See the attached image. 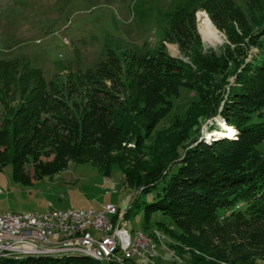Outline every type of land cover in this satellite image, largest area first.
Listing matches in <instances>:
<instances>
[{
  "label": "trees",
  "instance_id": "1",
  "mask_svg": "<svg viewBox=\"0 0 264 264\" xmlns=\"http://www.w3.org/2000/svg\"><path fill=\"white\" fill-rule=\"evenodd\" d=\"M198 8L208 13L198 12L199 31L204 25L215 32L211 46L222 42L221 31L226 35L218 51L200 49ZM164 14L163 39L194 66L164 42L155 52L108 48L93 66L49 78L25 54L0 57V168L11 164L13 179L24 184L52 177L70 161L107 173L122 164L131 144L144 143L184 86L201 103L197 120L178 136L188 146L150 167L127 163L123 178L139 191L124 214L141 194H151L143 204L145 228L155 211L163 213L170 220L158 219V226L177 228L196 262L258 264L264 260V153L256 146L264 141V120L252 117L264 107V10L258 29L235 0H171ZM251 46L257 52L248 58ZM214 115L234 133L190 134ZM0 264L118 263L65 253L6 256Z\"/></svg>",
  "mask_w": 264,
  "mask_h": 264
},
{
  "label": "rangeland",
  "instance_id": "2",
  "mask_svg": "<svg viewBox=\"0 0 264 264\" xmlns=\"http://www.w3.org/2000/svg\"><path fill=\"white\" fill-rule=\"evenodd\" d=\"M235 1L247 15L251 27L258 29L263 23L264 0ZM170 2L171 0H0V57L25 54L49 78L68 69L93 66L105 58L108 48L118 54L127 49L155 52L157 46L164 42L170 54L194 66L190 58L180 52L175 42L163 39L167 26L164 12ZM201 10L205 11L198 8L194 12L196 27L201 36L200 49L204 52L218 51L227 41L226 35L217 28L223 33V40L217 47L211 46L215 32L204 25H200L199 31L198 12ZM255 52L257 47L251 46L247 57L250 58ZM228 80H233V74H230ZM172 103L170 112L159 121L144 143L131 144V148L124 152L122 164H113L107 173L91 162L70 161L66 168L52 177L43 176L33 179L30 184H24L13 179L11 164L3 166L0 168V212L42 210L50 204L57 208H98L104 203L112 202L119 212H123L126 225L125 249L120 244L119 255L130 257L125 254V250L131 246L138 231L149 242H153L151 247L149 243L141 244L140 253L144 258L130 257L133 259L123 260V264H204L196 262L177 228L170 224V230L166 231L158 226V219L170 220L163 213L155 211L149 227L145 228L143 204L144 201L151 200V194H141L138 206L124 214L139 191L123 178L127 163L134 161L138 165L150 167L162 159L173 157L175 152L182 153L188 146L187 141H180L178 136L183 134V129L191 120H197L201 108L199 96L194 90L182 86L179 94L172 98ZM219 118L217 115L206 118L199 130L190 134L198 138L202 135L206 138L216 136V129L221 128L222 119ZM252 120H264V107L261 108V114L254 115ZM214 122L216 129H210ZM224 128L229 129L227 126ZM256 147L264 153V141ZM258 264H264V260H259Z\"/></svg>",
  "mask_w": 264,
  "mask_h": 264
},
{
  "label": "built area",
  "instance_id": "3",
  "mask_svg": "<svg viewBox=\"0 0 264 264\" xmlns=\"http://www.w3.org/2000/svg\"><path fill=\"white\" fill-rule=\"evenodd\" d=\"M111 205L112 202H107L98 208H57L50 204L42 210L0 212V251L90 249L103 252L104 257H114V243H121V248H125L124 215L120 219V229L110 239H91L88 235L73 236V227L79 220L92 219L98 226L107 224ZM63 230H70L69 239H59V232ZM140 243L153 246V242H149L138 231L134 248L128 249L136 252V258H144L140 253Z\"/></svg>",
  "mask_w": 264,
  "mask_h": 264
},
{
  "label": "bare ground",
  "instance_id": "4",
  "mask_svg": "<svg viewBox=\"0 0 264 264\" xmlns=\"http://www.w3.org/2000/svg\"><path fill=\"white\" fill-rule=\"evenodd\" d=\"M225 126L226 125L224 123V120L222 119L220 123L221 128H217L216 129L217 131L215 130L217 132V133L215 132L216 136L223 134L222 131L225 129L224 128ZM227 128L230 129L231 126L230 127L227 126ZM229 129H227L229 133H234V128H231L230 130ZM210 136L208 138H210ZM122 215H123V212H119L117 206L114 203H112L108 211L109 222L107 224L98 226L97 223L93 221L92 219L79 220L78 222H76V226L73 227V236L83 237L85 235H88L91 239H98V240L110 239L116 233V231L120 229V219ZM69 238H70V230H63L59 232V239H69ZM136 241H137V233L135 234V237L132 240L131 246L125 250L126 255L130 257L136 256V252H132L128 250V249L134 248V244L136 243ZM120 244L121 243L113 244L114 257H108V258L103 256V252L97 251V250H90V249H65V250H59V251L58 250L0 251V258L6 257V256H24V255H41V254L59 255V254H65V253H68V254L69 253H80V255L85 254V255H88L93 258L100 259L103 261H113V262H117L118 264H123V260H125L127 256L119 255L118 251L120 250ZM141 244L143 243H140V248H141ZM124 247H125V227H124Z\"/></svg>",
  "mask_w": 264,
  "mask_h": 264
}]
</instances>
